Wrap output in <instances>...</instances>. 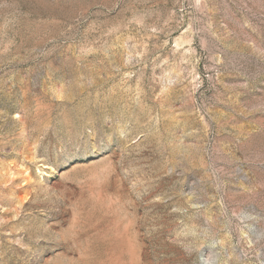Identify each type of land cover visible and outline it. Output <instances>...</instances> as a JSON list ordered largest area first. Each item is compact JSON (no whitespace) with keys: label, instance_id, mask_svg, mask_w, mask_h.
Listing matches in <instances>:
<instances>
[{"label":"rangeland","instance_id":"obj_1","mask_svg":"<svg viewBox=\"0 0 264 264\" xmlns=\"http://www.w3.org/2000/svg\"><path fill=\"white\" fill-rule=\"evenodd\" d=\"M0 264H264V0H0Z\"/></svg>","mask_w":264,"mask_h":264}]
</instances>
